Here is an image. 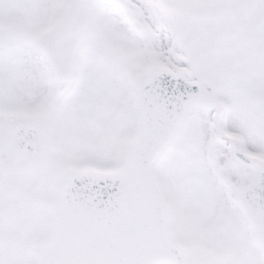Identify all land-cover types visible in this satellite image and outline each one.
Wrapping results in <instances>:
<instances>
[{
  "label": "snow or ice",
  "instance_id": "1",
  "mask_svg": "<svg viewBox=\"0 0 264 264\" xmlns=\"http://www.w3.org/2000/svg\"><path fill=\"white\" fill-rule=\"evenodd\" d=\"M0 264H264V0H0Z\"/></svg>",
  "mask_w": 264,
  "mask_h": 264
}]
</instances>
